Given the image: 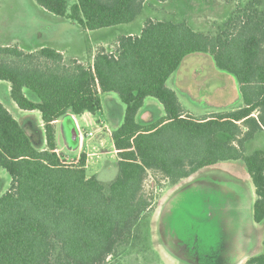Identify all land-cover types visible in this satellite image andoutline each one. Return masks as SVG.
<instances>
[{
    "label": "trees",
    "instance_id": "16d2710c",
    "mask_svg": "<svg viewBox=\"0 0 264 264\" xmlns=\"http://www.w3.org/2000/svg\"><path fill=\"white\" fill-rule=\"evenodd\" d=\"M33 1L92 32L132 23L147 0ZM195 54L235 78L237 109L195 116L182 108L166 82ZM0 81L9 83L20 110L40 113L45 138L44 149L35 147L0 103V170L11 179L0 197V264H106L154 210L143 191L149 173L175 186L204 168L242 162L254 188L252 221L263 222L264 151H247L264 134V19L256 11H237L214 35L185 22L147 20L138 36L118 37L114 52L98 49L92 64L66 61L50 48L3 46ZM110 93L125 110L110 135L118 173L105 193L86 175L85 154L67 160L59 152L55 122L100 113L101 97ZM146 98L165 115L141 125L136 118ZM244 264H264V253Z\"/></svg>",
    "mask_w": 264,
    "mask_h": 264
},
{
    "label": "rangeland",
    "instance_id": "374dc122",
    "mask_svg": "<svg viewBox=\"0 0 264 264\" xmlns=\"http://www.w3.org/2000/svg\"><path fill=\"white\" fill-rule=\"evenodd\" d=\"M260 2L262 9L259 6ZM244 10H249L251 13L256 11L260 19L261 17L264 19V0H152L148 2L146 9L132 27L143 26L151 15V18L155 20L186 22L195 32L214 35L220 32L230 17L237 15V11ZM125 27L117 26L86 32L76 24L70 25L64 18L47 13L33 0H0V46L16 45L26 52L41 48H60L67 52L66 61L73 57L83 64H89L91 55H94L98 48L96 43L100 41V38H109L113 45L116 43L115 36L124 32L127 29ZM197 59H199L197 55L190 56L181 66L179 77H189L194 69L191 63H200ZM218 73L225 75V81L223 90L217 91V96L220 93L225 94L228 97L226 104V101H218L221 103L218 105H205L204 101L197 104L196 100L200 99L190 101L187 97L180 95L183 102L189 104L194 102L192 107L204 113L237 109L241 99L235 78L225 72ZM204 74H208V71L202 73V76ZM213 74L212 71V80L208 82L206 89H203V92L207 94L223 84L220 78L214 79ZM194 84L200 86L201 83ZM194 91L198 92V89ZM112 97L114 99L108 98L111 101L104 99L103 115L96 114L91 125L83 123L79 116H73L76 118L77 129L79 128L81 135L76 148L70 142L71 132L75 130V126L68 119L70 115L67 118L63 117L61 124V153L67 160L74 159L79 154H85L86 175L97 178L105 188V193H108L109 186L118 173L117 158L110 138L111 130L121 125L124 111V106L117 96ZM212 98L215 97L212 96ZM0 100H2L1 97ZM27 132L33 144L36 145L37 133L29 130ZM257 150L264 151V134L257 135L247 145L248 152ZM197 181L225 184L229 186V189L238 191L240 194L238 204L236 202L237 205L229 214L223 254L218 264H240L241 260L244 262L249 257L264 253V220L261 224H254L251 216V206L255 200L253 185L242 162H229L204 168L175 186L168 185L160 175L149 173L144 182L143 191L148 197L153 198L154 210L142 224L135 223L133 234L120 241L106 264H186L173 257L163 246L158 236L157 221L164 203L178 189ZM10 183L9 175L4 170H0V197L8 191Z\"/></svg>",
    "mask_w": 264,
    "mask_h": 264
},
{
    "label": "water",
    "instance_id": "95a60500",
    "mask_svg": "<svg viewBox=\"0 0 264 264\" xmlns=\"http://www.w3.org/2000/svg\"><path fill=\"white\" fill-rule=\"evenodd\" d=\"M70 140L78 144L75 130ZM238 198L234 190L204 181L182 187L161 210L157 225L161 243L187 263L216 264L223 253L229 214Z\"/></svg>",
    "mask_w": 264,
    "mask_h": 264
},
{
    "label": "crops",
    "instance_id": "0c3cea01",
    "mask_svg": "<svg viewBox=\"0 0 264 264\" xmlns=\"http://www.w3.org/2000/svg\"><path fill=\"white\" fill-rule=\"evenodd\" d=\"M149 1H152V0H147L145 2L144 6H143L142 12L146 9L147 4H148ZM259 6H260V9H262L261 8L262 7V3L261 2H260V5ZM151 17L152 16L149 15V18H147L146 21L147 20H153V21H162V20H164V19H157V20H155V18H151ZM136 19L132 23H130V24L121 25V26H126L125 28H127V29L124 32H122L121 34H119V36H115V42H116L115 44L112 45L111 44L112 42H110L109 41V38H107V37L100 38V41H98L96 43V48L98 47L97 50L100 49V48H103L107 52L112 53L116 49L117 38L118 37H120V36H138L140 34V32H141L144 24H143V26H138V28L132 27V24L135 23ZM168 21H171V20H168ZM70 25H75V24L70 23ZM0 47H3V45H1ZM53 50H55L58 53H60L65 60L67 59L66 58V53L67 52L63 51L60 48H56V49H53ZM34 51H36V50H30L29 52H34ZM94 55L93 54L91 55V59H90L89 64H92L93 63ZM195 55L198 56L199 59H197V60L200 63H198V64L196 63L197 65L191 63V67H193L194 69H193V71H191L192 73L190 74V76L189 77L188 76L179 77L180 76L179 74H181V72L179 70H181L180 68H182L181 66H183L184 62H186V60L189 59L190 56H188L187 58H185L183 60V62L179 66V68L169 77V79L166 82V86H167V88H169L170 90H172L176 94L177 99H178L180 105L182 106V108L186 112L191 113V114H193L195 116H205V115H208V114H211V113H217L215 111L214 112L212 111V112H205L204 113L201 110H198L196 108H193L192 107V104L194 102H192L190 104L187 103V102L185 103V102H183V100H182V98L180 96V95H183V96L187 97L190 101H195L196 99H200L198 101L196 100V103L197 104H201L200 102H203L204 101L203 104H205V105L206 104L218 105V104H221L218 101H220V102L223 101L224 102L228 98L223 93H220L217 96V91H222L223 88H224V81H225L224 80V76L225 75H219V73H218L219 70L216 68L213 60L209 56L201 55V54H195ZM191 56H193V55H191ZM70 60H76L79 63H82L83 64V62H81V61H79V60H77V59H75L73 57L70 58ZM207 71H208V74H204L202 76V73L207 72ZM212 71L214 72V74H213L214 77L213 78L214 79L220 78L223 84L219 88H216L212 93L210 92L209 94H207L206 92H203V89H206V86H207L208 82H211V80H212V75H211ZM195 79H197V80H195ZM195 82L196 83H201L200 86L195 85L194 84ZM194 89H198V92L194 91ZM179 91H181V92L179 93ZM9 92H10V85H9V83L0 81V95H1L0 97L2 99V100H0V103L8 110V112L10 114H11V111H13V114H11L12 117L25 130V132L27 133V135H28L29 138H30V134H29V132H27V130H29L30 132L32 131L33 133H35V132L37 133V140L38 141H37V144L36 145H38V146H36L35 144H33L34 142L31 140V138H30V140H31L32 144L35 147H38L41 150L44 149L45 148V138H44V134H43L44 130H43V124H42V120H41L40 113L38 111H30L29 112V111H22V110H20L16 106V104L9 98ZM199 92H200V94H199ZM113 95L114 94H111L110 93V94L103 95L101 97L102 110H101V112L99 114L103 115V110H104V108H103V106H104L103 105V101H104V99H108V98L114 99L112 97ZM28 96H29L30 99H33L32 96H30V95H28ZM197 96H199V97H197ZM204 96H206V97H204ZM212 96H214L215 98H212ZM108 101H111V99H108ZM226 103H227V101L225 102V104ZM124 110H125V107H124ZM222 112H227V110H224ZM121 114H122V112H121ZM69 115H70L69 119L71 120V123L75 126V132L77 133L78 142H80L81 135L79 133V128L77 129L78 125H76V118H74L73 115H71V114H68L67 117ZM164 115L165 114H164V111H163V108H162L161 104H159L155 99L146 98L145 101H144V103H143V107L139 110V112L137 114V118L136 119H137V122L139 124L146 125V124H150V123H152V122H154V121H156L158 119H161L162 117H164ZM123 116H124V111H123ZM76 117H78V116H76ZM79 118L82 120L83 123L91 125V124H93V120H95V115L93 116V115H90L88 113H85V114L79 116ZM62 119L63 118H60L59 120H57L55 122V132H56V134H55V140H56L57 148H58V150L60 152H62L60 150V145H61L60 144L61 143V130H62V128H61L62 125L61 124L63 122ZM122 120H123V117H122ZM27 124H29V126H27ZM25 125H26V127H25ZM119 126L118 125L115 126V128H112L111 131L113 132ZM83 133H84V131L82 132V134ZM224 163H229V162H224ZM212 184H217V183H213L212 182ZM217 185H219V184H217ZM220 186H224V187H227V188L229 187V186H227L225 184L224 185L222 184ZM180 189H178L177 191H179ZM237 193L239 194L238 191H237ZM253 202H252V205H253ZM163 206H162V208H163ZM162 208H161V210H162ZM161 210H160V213H161ZM160 213H159V216H160ZM251 214H252V206H251ZM159 216H158V220H159ZM157 224H158V221H157ZM171 255L173 257H175L173 254H171ZM175 258L178 259L179 261L183 262V263L190 264V263H187L186 261H183V260H181V259H179L177 257H175ZM220 258H219V260H220ZM218 261L216 262V264H218ZM241 261L242 262H240V264L245 263V261L244 262H243V260H241Z\"/></svg>",
    "mask_w": 264,
    "mask_h": 264
}]
</instances>
